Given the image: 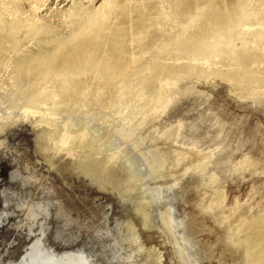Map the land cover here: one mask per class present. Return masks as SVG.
<instances>
[{
    "label": "rangeland",
    "instance_id": "rangeland-1",
    "mask_svg": "<svg viewBox=\"0 0 264 264\" xmlns=\"http://www.w3.org/2000/svg\"><path fill=\"white\" fill-rule=\"evenodd\" d=\"M249 2L248 10L260 4ZM105 4L0 0L4 21L33 22L0 65V253L40 239L54 263L66 252L86 264L244 262L230 234L264 216V90L235 89L222 75L235 69L224 59L167 61L204 74L181 78L160 99L141 87L150 78L145 57L128 77L132 88L106 108L86 94L87 102L28 114L16 95L29 82L17 74L24 59L52 50L37 30L68 37L79 7ZM54 130L85 132L94 149H59Z\"/></svg>",
    "mask_w": 264,
    "mask_h": 264
},
{
    "label": "bare ground",
    "instance_id": "bare-ground-1",
    "mask_svg": "<svg viewBox=\"0 0 264 264\" xmlns=\"http://www.w3.org/2000/svg\"><path fill=\"white\" fill-rule=\"evenodd\" d=\"M259 2L250 10L247 6L253 2L249 0H106L101 9L81 6L68 37L45 27L37 30L36 36L49 41L52 50L24 59L17 74H26L29 82L16 95H22L28 114L50 104L72 107L86 94L91 96V104L106 108L113 105L119 91L132 88L128 77L139 74L140 66L135 64L144 57L141 67L150 72V78L141 87L154 89L157 99L176 88L181 78L204 74L192 65L168 63L172 58L200 61L221 57L235 68L230 74L222 73L235 89L243 95L259 94L264 90V48H260L264 44V0ZM2 15L0 9V65L8 57V49H16L21 35L33 24L20 17L7 22ZM246 26L251 29H244ZM237 40H241L240 47L231 43ZM51 137L59 149L71 152L91 146L85 132L54 130ZM230 240L243 249L244 262L235 264H264L263 215L242 221ZM42 247L40 239L26 245L21 241L12 250L10 245L0 253V264H86L80 254L69 252L54 263L41 253Z\"/></svg>",
    "mask_w": 264,
    "mask_h": 264
},
{
    "label": "flooded vegetation",
    "instance_id": "flooded-vegetation-1",
    "mask_svg": "<svg viewBox=\"0 0 264 264\" xmlns=\"http://www.w3.org/2000/svg\"><path fill=\"white\" fill-rule=\"evenodd\" d=\"M29 244V243H28Z\"/></svg>",
    "mask_w": 264,
    "mask_h": 264
}]
</instances>
